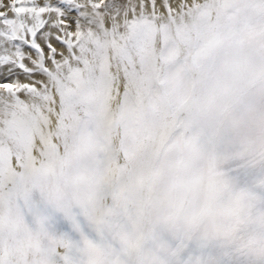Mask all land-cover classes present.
Segmentation results:
<instances>
[{"label":"snow or ice","instance_id":"1","mask_svg":"<svg viewBox=\"0 0 264 264\" xmlns=\"http://www.w3.org/2000/svg\"><path fill=\"white\" fill-rule=\"evenodd\" d=\"M0 264H264V0H0Z\"/></svg>","mask_w":264,"mask_h":264}]
</instances>
